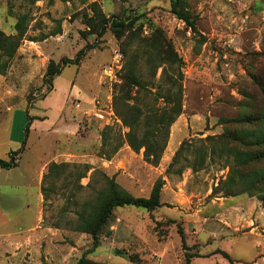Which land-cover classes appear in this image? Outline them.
<instances>
[{
    "label": "rangeland",
    "instance_id": "obj_1",
    "mask_svg": "<svg viewBox=\"0 0 264 264\" xmlns=\"http://www.w3.org/2000/svg\"><path fill=\"white\" fill-rule=\"evenodd\" d=\"M92 1L95 0H39L36 3L0 0V28L6 33L16 32L15 24L20 15H29L22 49L20 47L9 59L4 71L0 69V158L11 160L10 136L11 140L13 137L21 140L16 142L14 151L22 146L25 127L30 123L29 115L47 117L44 122L33 124L19 167L3 169L0 166V194L3 196L0 197V264H74L91 246L92 237L76 231L75 226L84 202L94 199L106 182L101 173L102 170L108 173V167L98 154L100 132L86 133L84 127L79 126V143L52 127L60 125L68 113L78 112L74 106L80 109L75 99L74 106L68 105V87L74 82L89 95H95L100 79L109 88V94L103 98L108 112L110 107L113 109L114 121L110 124L117 127L121 123L113 107V95L114 84L121 81L125 56L110 25L101 37L88 34L83 14ZM97 1L108 16H126L133 10L145 13L139 21L144 25V34L151 32L149 20H153L174 42L185 60V114L175 126L172 147L184 139H189L192 147L184 150L170 174L167 173L168 163L155 167L136 154L123 156L121 163L120 158L114 159L110 175L134 195L149 196L156 180L164 177L165 205L151 213L136 206L117 208L104 230L101 246L90 254L91 257L110 264H136L116 254L115 249L120 248L130 254L138 253L140 264H184L178 227L167 223V219H175L184 226L189 244H198L199 250L207 252L221 247L241 264H264V247H257L260 238L249 234H230L228 237L232 240L220 238L225 233L223 216L244 226V230L248 229L245 224L253 218L263 223L259 231L264 227V217H261L264 205L258 197L248 199L245 194L229 197L225 205L236 206L235 214L220 211L224 209L218 204L221 201L214 203L222 196L212 197L211 194L226 179L230 171L227 163L231 160L217 154L208 159L200 171L186 168L182 175L178 174L179 168L195 162L201 138L223 131L220 119L239 114L240 90L252 85L247 67L258 60L264 71V56L258 55L264 53V0H188L191 10L198 16L201 34L207 38L204 44L199 34L195 35L183 20L171 13V0ZM57 31L59 35L55 34ZM46 36L49 41L42 44L40 40ZM82 48L86 50L82 65H66L55 77L53 86L44 82L48 58L56 62L63 57L75 58ZM6 60L3 56L0 63ZM140 67L145 78H150L151 67L147 62L142 61ZM160 74L161 70L158 79ZM101 98L99 96L98 101H102ZM192 112L198 115L192 116ZM81 122L91 124L94 120L85 117ZM13 157L19 159V155ZM46 162L90 164L97 167V171L93 174L95 169H91L81 179L83 188L77 182L82 167L71 165L60 178L48 177L43 181L47 198L42 206L36 172ZM39 221L45 231L33 233L34 241L23 251L22 258L13 260L7 256L11 242L29 237L30 228ZM161 221L164 224L158 223ZM214 235L219 238L200 247L199 239L206 242ZM218 259L221 263L210 259L198 264H230L222 255Z\"/></svg>",
    "mask_w": 264,
    "mask_h": 264
},
{
    "label": "trees",
    "instance_id": "obj_2",
    "mask_svg": "<svg viewBox=\"0 0 264 264\" xmlns=\"http://www.w3.org/2000/svg\"><path fill=\"white\" fill-rule=\"evenodd\" d=\"M37 1L39 0H31L32 3ZM88 7L89 10H85L83 14L88 34L101 37L105 35L110 25L121 43L125 56L120 73L121 81L114 84L113 95V107L121 123L117 127L115 124L104 127L98 154L101 158L111 159L123 146L129 145L137 153L144 149V160L158 167L169 144L172 126L184 113L185 60L166 30L153 20L147 18L151 32L144 34V25L139 21L145 13L133 10L126 16H108L97 0L90 2ZM171 13L183 20L195 35L201 36V44L207 43L206 36L201 34L198 27V16L191 10L188 0H171ZM28 24L29 15L22 14L15 24L16 32L8 34L0 28V59L3 56L7 57L4 63H0L1 71L8 67L9 59L15 56L27 38ZM58 33L60 31L55 32ZM85 54L86 50L82 48L75 58L63 57L58 62L50 59L44 74V82L53 86L55 77L62 73L65 66L81 65ZM258 55L264 56V53ZM142 61H146L151 67L150 78H145L142 72L140 67ZM247 74L252 85L240 90L242 99L237 103L239 114L220 119L223 131L201 138L195 162L179 168L178 174L182 175L186 168L198 172L205 167L208 159L211 160L217 154L221 157L226 156L231 160L227 163L230 171L226 179L213 189L211 196L232 197L247 194L258 197L264 205V71L258 60H254L247 67ZM30 125L31 123L26 127L22 146L11 152V160L0 158L1 167L12 168L18 165L13 155H20L27 149ZM123 128L127 130L123 131ZM190 144L189 139L181 142L168 165V174L180 162L184 150L191 149ZM71 165L78 169L82 167L78 172L77 182L79 187L83 188L80 181L92 169L90 164L81 166L70 162H52L48 166L44 180L48 177L60 178ZM96 171L97 168L93 174ZM101 174L106 181L105 185L98 190L94 199L84 202V208L78 212L75 226L76 231L89 234L92 243L74 264H110L92 258L90 254L101 246L104 230L113 219L117 208L136 206L151 213L165 205L162 202L163 187L166 183L164 177L156 180L149 196H137L123 188L115 176H110L105 170H102ZM67 176L66 174L65 179ZM42 191L46 199L44 183ZM158 223L164 224L162 221ZM167 223L178 227L184 250V264H192L196 257H209L214 254H221L230 264H236L231 254L222 248H217L209 254L202 253L198 244H189L186 230L181 223L175 219H167ZM115 253L136 264L141 263L138 253L130 254L120 248H116Z\"/></svg>",
    "mask_w": 264,
    "mask_h": 264
},
{
    "label": "crops",
    "instance_id": "obj_3",
    "mask_svg": "<svg viewBox=\"0 0 264 264\" xmlns=\"http://www.w3.org/2000/svg\"><path fill=\"white\" fill-rule=\"evenodd\" d=\"M57 35H59V34H57ZM51 36H53V35H51ZM46 41H49V37H46V38L40 40V42L42 44H44ZM21 49H22V47H21ZM42 59H44V58H42ZM48 59L50 60L51 58H48ZM100 78H101V76H100ZM100 81L102 82L103 80H101V79L99 80V88L97 89L98 91H97V93L95 95H89L88 93H86L85 91H83L82 89H80L73 82L72 85H70L68 87V91L66 93L67 94L66 96L68 98L67 99V103H68V105L72 104L74 106V104H73L74 100L73 99H75L77 102L80 99L81 100L82 107L79 109V108H76L74 106V108L76 110L78 109L77 110L78 112H70V113H68L67 116H64L63 117V121H61L60 125L58 124L56 126H53L52 128L55 129L56 131H58V133H61L62 135H65L66 137L71 138L73 140H76V141H78L80 143V141H81L80 140L81 135H80V132H79V130H80L79 129V126L82 125L84 127V130L86 131V133L92 132L93 134H95L96 131L97 132H100V144H101V132H102V130L104 129V127L106 125H108L112 121H114V118L110 115V112H108V107L106 108V106H105V105H107L106 104V100H105V98H103V97H106V94H109V88L107 86H105L103 84V82L101 83ZM53 88H52V90H53ZM99 96H100V98L102 97L101 98L102 101H100L101 102V106H99L97 108L95 106V100ZM107 96H110V95H107ZM29 108H26V109H28V112H29ZM14 113L15 112H13V115H14ZM61 113L64 115V112L63 111H61ZM192 113H193L192 116H197L198 115L197 112H192ZM184 114L185 113H183L181 115V117ZM29 116L32 117V119H30V123H31V125H30V135H31L32 128H33V124L36 121L42 122L47 117H41L39 115H29ZM85 117H87L88 119L94 120V122H92L93 124L92 123L91 124H88L86 122H81L82 119H84ZM64 119H66V120H64ZM13 121H14V118L12 119V122ZM179 121L180 120L178 119L173 124V126H172V132L173 133L171 134V139L169 141V145L167 146V149L165 151V155L163 156L162 162L160 164L161 166L167 165V163L169 165L170 158L172 157V155H174L175 151L178 149V146L181 143V141H180L177 145H175V146L172 147V138L174 136V129H175V126L179 123ZM26 127H25V130H26ZM40 127L41 126H39L38 128H40ZM41 129L43 130L44 128H41ZM46 129H48V128H46ZM78 134H79V136H78ZM30 135H29V138H30ZM11 138H12V136H10V139H9V142H10L9 150H10V152L14 151V146L17 145L16 142H19V140H20V139L14 138V137H13V140H11ZM29 138H28V140H29ZM169 151H170V153H169ZM127 154H129V155L136 154L140 159H142V161L146 162L144 160V149H142L140 153H137L129 145H125L111 159L102 158V159H104L106 161L105 164H106V168L108 167L107 168V171H108V174L109 175H110V172H111V169H109V168L111 167L112 164H114V159L118 158V160H119V158H120V161L119 162L121 163L123 161V156H125ZM21 161H22V153L19 155V159L16 160V162L18 163V165L15 166V167H19V165L22 163ZM48 165H49V162L44 163L38 169V171L36 172L37 182H38V186L40 188V190H39V201H40V203H41L42 206H43L44 201H45V196H44L43 191H42V186H43L44 176L46 174ZM12 168H14V167H12ZM12 168H3V169H12ZM96 168L97 167H95V166L92 165V170L93 169H96ZM110 176H112V175H110ZM163 193H162V202H163V195H164ZM242 195H244V194H242ZM245 195H247V194H245ZM238 196H240V195H238ZM0 197H3V196L0 194ZM232 197H236V196H232ZM228 198L229 197H220V198H218L217 201L215 200L214 203L217 204L218 201H221L218 204H220L221 206H223L224 209H222L220 211H223L225 213L235 214L237 212V210L235 209L236 206H232V204H230L228 207H226V205H225V201H227ZM252 198H256V197H251V196L248 195V199H252ZM250 208H252V207H250ZM262 215L263 216H261V217H264V208L262 209ZM223 217L224 218L222 220V226L225 229V233L220 235V238L221 239H224V240H232V239H230L228 237V236H230V234H232V236H235V235L237 236L239 234L240 235L241 234H249V235H254V236L260 238L259 241L257 242V247L259 249L264 247V227H262L263 228L262 231H259L260 225L262 226L263 223H260L259 224V222L257 220H254V218H253L251 221H249L247 224H245L248 229L247 230H244L245 229L244 226H239L233 220H227L225 218V216H223ZM40 225H41V223L39 221V223H37V225L31 227L30 230H32V231L29 234L30 236L27 237V238H24L23 241H16V242L12 241L11 244H10V247L6 251L7 256H10V258L13 259V260L14 259H17V258H19V259L22 258V255L24 254L23 251H26L29 248V245H31L32 242L34 241V234L33 233H35L36 235H37V233H44L45 230ZM39 229H41V230H39ZM243 230H244V232L242 233ZM218 238L219 237H216L214 235V237H210L209 239H207L206 242L203 241V240H201V239H199V242L201 243V246L200 247L201 248H204V247L210 245L213 242V240L218 239ZM233 241L236 243L235 240H233ZM234 242L232 244H234ZM218 248H221V247H218ZM216 249L209 250L207 252H204L203 249H201V252L204 253V254H209V253H212ZM220 255L221 254H214V255H211L209 257H196V258L193 259L192 264H198V263H201V261L210 260V259L211 260H216V262L218 261L219 263H221L219 261V259H218ZM234 260L236 261V264H241V261L240 260H238V259L237 260L234 259Z\"/></svg>",
    "mask_w": 264,
    "mask_h": 264
},
{
    "label": "built area",
    "instance_id": "obj_4",
    "mask_svg": "<svg viewBox=\"0 0 264 264\" xmlns=\"http://www.w3.org/2000/svg\"><path fill=\"white\" fill-rule=\"evenodd\" d=\"M116 61H118V60H116ZM99 105H101V102L98 101V99H96V100H95V106L98 108ZM77 107H80V108H81V102L78 101V103H77ZM111 113H113V109H112V107H110V115H111ZM110 120H111V119H110ZM112 122H113V121H112ZM112 122H111V123H112Z\"/></svg>",
    "mask_w": 264,
    "mask_h": 264
}]
</instances>
